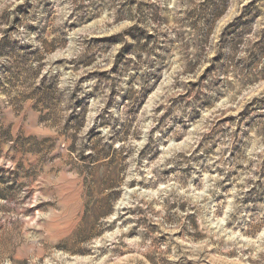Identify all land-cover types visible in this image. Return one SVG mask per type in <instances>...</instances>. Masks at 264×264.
Listing matches in <instances>:
<instances>
[{
  "label": "rangeland",
  "instance_id": "1",
  "mask_svg": "<svg viewBox=\"0 0 264 264\" xmlns=\"http://www.w3.org/2000/svg\"><path fill=\"white\" fill-rule=\"evenodd\" d=\"M0 264H264V0H0Z\"/></svg>",
  "mask_w": 264,
  "mask_h": 264
}]
</instances>
